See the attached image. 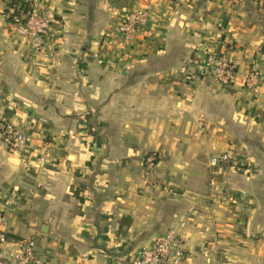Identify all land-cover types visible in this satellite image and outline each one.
Returning a JSON list of instances; mask_svg holds the SVG:
<instances>
[{
	"label": "crops",
	"instance_id": "0c3cea01",
	"mask_svg": "<svg viewBox=\"0 0 264 264\" xmlns=\"http://www.w3.org/2000/svg\"><path fill=\"white\" fill-rule=\"evenodd\" d=\"M10 1L0 114L27 140L19 153L0 142L7 237L34 238L50 264H131L175 229L183 264H264V0H33L53 36L36 58ZM146 7L157 22L115 38ZM214 38L237 65L231 87L201 76ZM250 68L263 73L255 92L242 84ZM224 153L251 167H211Z\"/></svg>",
	"mask_w": 264,
	"mask_h": 264
},
{
	"label": "built area",
	"instance_id": "2783aa9c",
	"mask_svg": "<svg viewBox=\"0 0 264 264\" xmlns=\"http://www.w3.org/2000/svg\"><path fill=\"white\" fill-rule=\"evenodd\" d=\"M29 4V12L23 11L14 14L10 21L19 38L25 41L32 54L39 56L47 42L52 38L51 13L42 4L33 0H23ZM157 21L149 7L136 12H128L120 24L114 28L115 38L128 43L150 23ZM218 39L214 38L211 48L202 50L204 56L201 76H212L222 87H231L236 82L237 65L224 55L216 51ZM263 73L250 68L243 77V87L255 92ZM41 123H44L40 120ZM27 134L24 129H17L0 114V142L14 152L25 150ZM46 148V145H44ZM211 167L233 165V159L228 153L214 155L210 158ZM251 164V163H250ZM249 163L246 166L251 167ZM185 260V240L175 229H170L157 237L150 246L140 249L131 264H183ZM0 264H50L37 253L34 238L24 240H10L0 224Z\"/></svg>",
	"mask_w": 264,
	"mask_h": 264
},
{
	"label": "trees",
	"instance_id": "16d2710c",
	"mask_svg": "<svg viewBox=\"0 0 264 264\" xmlns=\"http://www.w3.org/2000/svg\"><path fill=\"white\" fill-rule=\"evenodd\" d=\"M20 11H23L24 13H28L29 4L23 0H11L8 4V9L6 11L8 22L10 23L13 13L17 14V12Z\"/></svg>",
	"mask_w": 264,
	"mask_h": 264
},
{
	"label": "rangeland",
	"instance_id": "374dc122",
	"mask_svg": "<svg viewBox=\"0 0 264 264\" xmlns=\"http://www.w3.org/2000/svg\"><path fill=\"white\" fill-rule=\"evenodd\" d=\"M242 161L243 162L240 163V164L236 163V166H234V165H231V166L234 167V168H236V167H239V168L245 167L246 164H248V163H246L245 159H243ZM156 162H157V159L153 155L146 156L144 158V160L142 159L143 168H144L146 174H149V173L153 172V170L156 167Z\"/></svg>",
	"mask_w": 264,
	"mask_h": 264
}]
</instances>
